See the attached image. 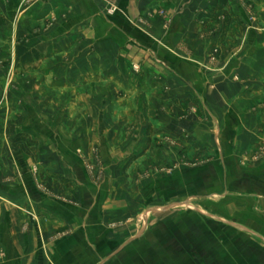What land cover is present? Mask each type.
Wrapping results in <instances>:
<instances>
[{
    "label": "crops",
    "instance_id": "1",
    "mask_svg": "<svg viewBox=\"0 0 264 264\" xmlns=\"http://www.w3.org/2000/svg\"><path fill=\"white\" fill-rule=\"evenodd\" d=\"M114 5L108 15L109 6L99 0H0V264H185L172 256L182 253L177 246H150L145 253L157 258L135 262L139 234L108 225L115 215L92 213L93 206L103 205L107 185L86 195L85 179L75 177L72 168L66 177L52 172L59 171L55 164L65 155L58 141L71 137L58 136L53 116L40 119L43 108L53 115L56 94L77 99L80 110L117 91L134 110L136 98L144 95L147 120L136 134V140L143 137V157H168L177 148L167 142L184 144L186 125L164 111L186 103L202 109L204 117L195 121L198 148L189 144L187 151L199 152L206 138L207 150L222 159L235 155L237 142L243 149L264 138V0H116ZM226 46H240L227 63ZM235 74L242 82L232 80ZM156 110L162 113L154 115ZM33 165H40L49 185L74 191L80 207L41 193ZM259 200L250 212L264 222ZM253 236L259 256L252 264H264L263 225ZM241 251L247 254V248ZM237 260L248 264L245 257Z\"/></svg>",
    "mask_w": 264,
    "mask_h": 264
},
{
    "label": "rangeland",
    "instance_id": "2",
    "mask_svg": "<svg viewBox=\"0 0 264 264\" xmlns=\"http://www.w3.org/2000/svg\"><path fill=\"white\" fill-rule=\"evenodd\" d=\"M99 1L108 7L109 0ZM247 15L248 21L254 19L252 9H248ZM239 50L240 46H226V63L232 56L236 57ZM250 50L248 47V54ZM217 52L216 49L214 53ZM209 59L214 62L215 58L209 56ZM232 80L242 82L237 74ZM124 96L120 91L114 95L104 93L97 105L87 104L86 110H80L78 104H74L77 99L56 94L53 115L50 110L48 115L45 108L39 111L40 119L53 116L58 136H71L68 141H58L65 155L59 159V166L55 164L59 171L52 172L61 178L62 174L68 176L67 170L72 168L75 177L85 179L86 195L100 184L104 188L107 185L100 196L103 205L93 206L92 213L115 215L108 225L139 234V239H134L138 247L134 254L137 263L149 256L150 261L157 258L158 254L145 253L150 246H177L182 253L172 256L175 260L182 257L185 264H235L239 256L252 264L259 256L254 254L259 244L254 232L261 225L264 229V222L256 221L258 218L250 212L256 199L264 202V138H258V143L245 145L243 149L237 142L235 155H224L222 159L207 150L206 138L199 152L187 151L189 144L198 148L193 142L194 133H199L195 121L204 117L202 109L194 103H186L164 111L180 120L182 126L186 125V133L181 136L184 144L166 141L171 148H177L171 151V156L143 157V137L141 141L136 140V134L142 120H147L144 119L148 115L143 107L144 95H138L134 110L127 106ZM233 96L242 97L238 92ZM159 111L162 113L156 110L154 115ZM148 144L146 141L145 145ZM131 149L139 152L133 154L129 152ZM39 169L40 165L32 167L41 193L65 202L70 208L80 207L74 191L56 182L49 185L43 180L48 176ZM170 231L175 233L176 239L168 237ZM243 248H247V254L242 253Z\"/></svg>",
    "mask_w": 264,
    "mask_h": 264
},
{
    "label": "built area",
    "instance_id": "3",
    "mask_svg": "<svg viewBox=\"0 0 264 264\" xmlns=\"http://www.w3.org/2000/svg\"><path fill=\"white\" fill-rule=\"evenodd\" d=\"M107 1V0H106ZM113 1L114 0H112V1H107V3H109L108 4V6H109V8H108V10H107V14L108 15H110V14H112V13H114L115 11H116V6L114 5V3H113ZM113 3V4H112ZM133 69L135 70V71H138V66H133Z\"/></svg>",
    "mask_w": 264,
    "mask_h": 264
}]
</instances>
